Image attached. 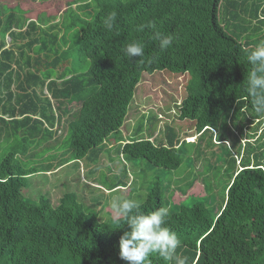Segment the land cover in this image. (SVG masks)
Masks as SVG:
<instances>
[{
	"label": "trees",
	"instance_id": "1",
	"mask_svg": "<svg viewBox=\"0 0 264 264\" xmlns=\"http://www.w3.org/2000/svg\"><path fill=\"white\" fill-rule=\"evenodd\" d=\"M8 9L0 8V264H127L119 257V239L128 231L122 217L99 224L69 191L55 208L43 197L35 203L24 199L27 179L41 171L25 168L22 160L30 161V152L53 137L54 126L65 123L69 137L61 160L84 163L87 179L94 181L111 140L124 160L178 170L181 148L198 145L224 113L231 114V122L236 114H247L256 125L252 134H242L240 165L233 152L227 155L229 182L221 204L172 208L166 226L177 232V253L188 264H264V116L244 92L251 67L247 54L264 40V0H90L72 11L69 21L63 15L47 28L27 20L30 12ZM113 11L117 19L108 30L103 20ZM150 20L155 29L138 31ZM62 29L77 32L76 49L60 50ZM156 32L174 37L163 52ZM137 40L145 56L129 61L123 50ZM164 71L190 77L173 106L179 121L194 124L197 141L178 140L169 127L160 141L154 127L146 139L125 141L122 127L143 75ZM67 104L79 108L66 115ZM215 142L227 140L218 136ZM51 167L47 162L40 169ZM104 177L107 192L126 188L127 171ZM149 189L140 211L167 209L160 179L153 177ZM150 259L166 264L156 254Z\"/></svg>",
	"mask_w": 264,
	"mask_h": 264
},
{
	"label": "rangeland",
	"instance_id": "2",
	"mask_svg": "<svg viewBox=\"0 0 264 264\" xmlns=\"http://www.w3.org/2000/svg\"><path fill=\"white\" fill-rule=\"evenodd\" d=\"M89 1L4 0L3 4L0 3V8L4 9L6 6L9 8L8 10L17 15L30 12L27 20L37 21L47 28L63 19V15L69 21L72 11ZM8 10L6 12L9 13ZM59 39L60 50L63 52L74 50L78 45L77 32L66 33L62 29L59 31ZM4 41L9 44L8 37H5ZM74 58L75 54H71L69 60H74ZM188 80H190L188 74L179 76L166 71L152 76L143 75L129 107V117L122 127L121 138L125 141L138 138L146 139L150 134L147 129L151 130L154 127L153 137L160 141L164 138L165 127H169L176 132L178 140L186 139L185 142L188 144L197 141V138L194 137L196 134L194 124L189 121H179L173 106L176 101H181L184 95V82ZM44 95L49 98L47 91H44ZM52 104L56 107L55 102L52 101ZM78 108V104H67L66 115L73 114ZM154 117L156 125L153 126L152 118ZM231 117V114H222L220 122L213 128L214 130L207 133L198 145H184L180 153L182 165L178 170L172 172L154 169L142 161L124 160L121 155H117L120 145L111 140L105 144L104 154L100 157L94 181L87 179L84 163L77 165L70 164V162L65 163L68 156L61 160L62 144L68 143L69 138L66 124L61 123L59 126H54V135L48 142L30 152V161L22 160V164L27 165L25 168L35 167L41 171L27 179V185L22 195L25 200L32 203L43 197L55 208L59 205L62 195L69 191L76 196L84 213L95 217L96 221L101 224L110 219L114 221L119 218L109 207L113 197L135 199L142 204L150 190L151 180L153 177H157L162 183V192L168 210L181 205L189 207L193 204H206L217 209L229 182L230 171L227 155L229 152H233L234 156L238 158L240 146L243 147L245 143L242 140L243 132L248 135L252 134L256 125V122H253L247 114L246 117L239 113L236 114L237 118L235 117L233 122H231ZM158 119L159 123H157ZM142 125H144L142 133L135 138L136 130ZM263 126L262 124L260 129ZM218 136H222L227 142L216 144L215 140ZM45 148L49 149L46 154L39 153ZM48 157H52L50 161L45 160ZM239 161L240 158L237 159V166L240 165ZM47 162L52 165L48 172L45 169H40ZM92 166L94 164L89 168ZM125 171H127L126 188L107 192L104 176L110 179L123 175Z\"/></svg>",
	"mask_w": 264,
	"mask_h": 264
},
{
	"label": "clouds",
	"instance_id": "3",
	"mask_svg": "<svg viewBox=\"0 0 264 264\" xmlns=\"http://www.w3.org/2000/svg\"><path fill=\"white\" fill-rule=\"evenodd\" d=\"M117 19L115 11L109 13L103 20L106 29L112 30ZM155 29L156 23L148 21L138 26V31ZM161 52L167 50L173 43L172 35L156 32ZM145 46L141 41L128 43L124 54L129 61L145 56ZM247 62L251 66L247 73V83L244 87L246 99L250 100L251 108L260 116H264V40L256 43L247 54ZM111 211L116 217L123 218L127 225L119 239V257L127 264H152L150 257L158 255L166 264H188V258L177 253L181 240L177 232L166 226L168 209L159 207L148 214L140 211V202L120 196L112 198ZM122 225V226H123ZM121 226V227H122ZM120 228V227H119Z\"/></svg>",
	"mask_w": 264,
	"mask_h": 264
}]
</instances>
